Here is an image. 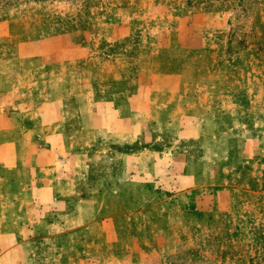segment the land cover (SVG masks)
<instances>
[{
  "label": "rangeland",
  "instance_id": "obj_1",
  "mask_svg": "<svg viewBox=\"0 0 264 264\" xmlns=\"http://www.w3.org/2000/svg\"><path fill=\"white\" fill-rule=\"evenodd\" d=\"M220 1L15 0L0 5V19H21L23 12L34 9L50 21L71 18L90 21L94 27H101L116 8H125L127 19H134L130 23L133 32L113 49L133 61L140 49L139 34L151 40L166 66V87L177 82L185 63V75L191 81L186 108L192 115L198 113L196 117L204 114L205 122L216 113L213 134L191 139L185 133L178 144L196 172H202L205 159L212 173L197 177L184 207L177 205L172 190L148 193L127 187L124 155L130 146L108 144L103 131L94 138L82 128L79 115L69 113L64 128L74 144L61 147L60 152L78 153L75 167L80 172L74 192L64 197L67 208L62 215L69 217L42 213L34 204L38 195L32 193L29 179H17L16 193H4L2 200L17 205L9 211V219L15 216L12 220L4 211L10 226L2 232H9L11 239L0 238V264H122L115 257L132 254L134 240L138 251H157L158 260L152 264H264V0H253L245 11L236 2L229 5L233 0ZM216 4L226 8L213 10ZM133 65L105 64L104 71L112 74L122 68L127 77L122 83L103 80L96 84V98H111L119 106L134 89ZM164 97L159 95L158 101L170 99ZM174 137L178 136L163 133L156 146L170 145ZM8 148L0 170L39 169L34 160L39 147H21L20 152L18 147ZM17 154L20 159L34 158L18 162ZM61 164V169L69 167L65 161ZM0 186L14 187L7 178ZM152 197L157 221L171 227V233L161 232L155 239L144 227ZM87 200L93 201L89 207ZM21 204L25 224L18 223ZM45 218L49 222L62 219L73 228L58 233L60 228L45 224ZM86 222H101L102 235L88 239ZM22 236L30 240L20 243ZM132 259L129 264H142L134 261L136 253Z\"/></svg>",
  "mask_w": 264,
  "mask_h": 264
},
{
  "label": "crops",
  "instance_id": "obj_2",
  "mask_svg": "<svg viewBox=\"0 0 264 264\" xmlns=\"http://www.w3.org/2000/svg\"><path fill=\"white\" fill-rule=\"evenodd\" d=\"M36 11L23 12L21 19H0V163L4 161V152L8 154L10 151L8 147H18V152L21 147H39L34 159L39 162V169L0 170V182L7 178L14 185L7 189L0 186V238L11 239L10 233L2 232V229L10 226L9 220L15 216L9 219V211L17 205L16 201H2L4 193H16L17 179L22 177L29 179L32 193L38 195L34 204H38L42 213L51 211L57 216L69 217L62 215L67 208L64 197L74 192L73 186L80 173L75 167L79 154L60 152L61 147L74 144L72 136L68 137L64 128L69 113L76 112L84 122L82 128L94 138L103 131L108 144L130 146V152L124 155V168L129 169L127 187L148 193H154L151 192L154 189L172 190L178 198L177 205L184 207L197 177L207 175L210 164L203 159L199 174L188 164L187 153L178 144L185 138L182 136L185 133L189 134L186 138L191 139L213 134L216 118V113H212L205 122L204 114L199 113L196 117L198 113L192 115L186 108L185 99L191 90V81L185 75L186 64H183L177 82L167 88L166 66L151 40L145 41L139 34L137 43L140 49L133 61L128 60L123 51H115L113 46L126 41L133 32L130 23L134 19H127L129 11L125 8H116L101 27H94L96 25L89 21L86 26L69 30H55L54 21L44 19ZM141 44H144V49H141ZM115 63L129 67L130 63L134 64L136 72L134 89L125 94L119 106H115L111 98H96V84L103 80L122 83L127 77L122 68L112 74L104 71L105 64ZM159 95L170 99L160 102ZM166 132L178 137H174L170 145L157 147L158 139ZM33 158L26 155L20 159L19 154L16 155L18 162ZM64 161L69 166L66 170L61 169ZM154 198L148 200L151 203L146 206L150 208L148 217L144 215L148 223L144 227L152 239L171 229L168 222L160 224L157 221L152 209L155 208ZM92 203L86 201L88 207ZM23 207L24 204L17 206L21 211V216H17L21 224H25L26 216ZM6 209L9 220L5 221ZM43 220L47 225L60 228L58 233L73 228V225L67 227L62 219L53 222L46 218ZM100 223L84 224L88 239L102 235ZM12 237L16 238L15 235ZM27 240L29 237L22 236L19 241L24 244ZM132 248L137 254L134 261L142 264L157 262V251H138L135 240ZM133 253L121 254L115 257L116 261L132 263Z\"/></svg>",
  "mask_w": 264,
  "mask_h": 264
},
{
  "label": "trees",
  "instance_id": "obj_3",
  "mask_svg": "<svg viewBox=\"0 0 264 264\" xmlns=\"http://www.w3.org/2000/svg\"><path fill=\"white\" fill-rule=\"evenodd\" d=\"M12 1H15V0H0V5H5V4H8V3H11ZM223 0L220 1V3L222 2ZM225 2V1H224ZM234 2H236V6L240 7L242 10H246L250 7V5L252 4L253 0H233V2H231L229 5L231 4H234ZM228 5V6H229ZM226 8V6H220L219 4L217 5H214L213 7H211L213 10H219V9H223V8ZM87 22L89 21H86L84 23H82L80 20L76 19L75 21H73V19L69 18V20H60V17H57L56 20H54V28L55 30H69V29H73V28H76V27H83V26H86Z\"/></svg>",
  "mask_w": 264,
  "mask_h": 264
}]
</instances>
